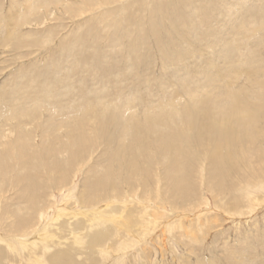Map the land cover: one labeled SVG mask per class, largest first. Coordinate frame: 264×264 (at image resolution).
Here are the masks:
<instances>
[{
	"label": "rangeland",
	"instance_id": "rangeland-1",
	"mask_svg": "<svg viewBox=\"0 0 264 264\" xmlns=\"http://www.w3.org/2000/svg\"><path fill=\"white\" fill-rule=\"evenodd\" d=\"M236 48L243 58L222 56ZM231 87L243 105L264 91V0H0V154L13 151L0 168V264H264V156L248 163L243 154H258L236 145L232 177L222 179L212 146H191L181 188L167 147H153L151 164L106 189L98 182L115 149L99 136L73 162L66 149L114 107L165 119L187 98ZM127 100L131 111L120 109ZM156 126L153 139L164 134Z\"/></svg>",
	"mask_w": 264,
	"mask_h": 264
},
{
	"label": "bare ground",
	"instance_id": "bare-ground-1",
	"mask_svg": "<svg viewBox=\"0 0 264 264\" xmlns=\"http://www.w3.org/2000/svg\"><path fill=\"white\" fill-rule=\"evenodd\" d=\"M90 1H92V0H90ZM182 2H184V0H182ZM175 5H176V3H175ZM166 7L167 6H165V8ZM243 17L245 18V16H243ZM255 17H257V15H253V16L251 15L249 18L252 19ZM175 19H177V18H175ZM258 20L259 19H257V21ZM253 21L255 22V20H253ZM173 22H174L173 27H174V25L176 26V24H179V22H177L176 20ZM183 24L184 23H182V25ZM149 26H150L149 30H152V28L155 27L156 24L154 22H152V24ZM173 31H174V29H173ZM243 32H245V31H242L240 33L242 34ZM167 35L168 34H166V36ZM184 35H187V32ZM130 37H131V35H130ZM151 40H155V39L151 38ZM183 41L189 42V37L184 36V38L182 39V42ZM145 42H151V41L145 39ZM231 42L229 41V43H231ZM151 43L153 44L154 41H152ZM172 43L178 44L177 41H172ZM179 43H181V42H179ZM168 44L172 45L170 43H168ZM168 44L166 43V45H168ZM164 45L165 44H163V46ZM231 47H234V46H231ZM223 49L226 50L225 47H223ZM179 50L181 52V49H179ZM236 50H237V48L232 49L230 52L226 51L225 53L222 54V56H224L225 58H227L229 60L237 58L238 55L240 54V51L238 52ZM127 52H128V54H130L132 56L131 50H129L128 48H127ZM246 56L247 55H245V57ZM242 58H243V56H242ZM216 61H218V60H216ZM87 62H88V60H87ZM225 63H227V62H225ZM225 67H226V65L223 67L224 69L222 68L223 71L228 70V69H225ZM227 67H229V66H227ZM236 67H238V66H236ZM239 70H241V68H239ZM213 71H214V69H213ZM229 72H230V70H229ZM236 72H239V71H236ZM213 74H211V75L213 76ZM215 75H217V74H215ZM218 78H219V76H218ZM213 79H215V77ZM232 79L233 78H231V80ZM191 80L193 81V79H191ZM213 81H211V82H213ZM234 84H235V82L233 83V85ZM203 85L204 84H202V86ZM188 86H190V84H188ZM200 88H201L200 90L203 89L202 87H200ZM219 88H220V86H219ZM222 88H223V86H222ZM243 88H245V87H243ZM247 88L249 89V85L246 86L245 89H242V91L247 90ZM250 88H251V86H250ZM209 89H211V87ZM232 89L234 90L235 88L231 87V88L227 89L226 95L224 94V96L213 97L209 94H205V95L202 94L199 98L196 96H194V99H192L191 97L187 98L189 100L186 103V105H178V103L176 102V104L179 106V108L175 111H170V108L173 107V105L171 106V103H170V107H168V108L167 107L165 108V106L164 107L162 106V107H160L161 108L160 110H162V111H160L161 113H163L165 111V109H167V112L170 111V113L167 114L168 117H166V115H165V119L163 116L164 114L163 115L162 114H156L155 118H152V117L149 119L146 118L147 121L141 122L140 120H138L137 116H131L133 114V112L129 115L122 114L124 111L121 112L119 109L117 110V108H115V107H114L115 110L110 109L108 116L106 113H102V116L99 115L100 117L99 116L97 117V115H98L97 114L96 117L98 118L97 121L99 123V125H98L99 127L92 131L93 132L92 136L85 134L86 132H83V130H82L81 132H77L79 134H77L75 132V134L77 136L70 139L71 142H69V144L71 145V147L66 148V149H68V151L70 153L69 162H73V161L78 159L77 156L83 152L84 146L86 144L90 143V142H88L89 139L93 140V138H95V136L96 137L99 136L106 143L105 147L107 149L108 148H112L113 150L115 149V154H113V155L111 154L110 159H109V161L111 160L110 163L112 166L110 165L108 171L104 175V178L99 180V182H98V186L100 185V186H102V188L104 187L106 189H110V188H113L115 186L114 185V183H116L115 180L123 172V170L129 169V168L134 167V166H141V164L143 163L142 161H145L144 163L151 164L152 162L149 161V160H151L149 158L150 149L153 147L156 148V147H162L165 145L167 147L165 149V151L167 153L166 161L169 164V170H170L169 173L171 171H173V173L177 177L175 187L178 186V187L182 188L183 186H185L187 184L188 179L190 177L187 174V173H189L187 166H189L191 164L189 161L186 160V156L189 155L188 152H190V147L193 146V147L200 148L204 144H209L212 146L211 148H213L212 152L210 151L211 155H210V159H209V160H211V162H212L211 164L213 165V168L215 169L213 176H215L216 178L220 177L222 179L227 178V177H232L231 174L236 167V164H235L234 158H233V152H234L233 150H234V147L236 145H239L240 147H242V149H247V151L250 152L251 154L255 153V152L258 154V155H255L254 157L249 158V159H248V157H246L245 154H243L242 158L246 159V162H248V163L250 161H254L255 159H257L259 162L263 163L262 160H263V156H264V154H262V152H261L263 149V146H261V143H259L260 142L259 140H261L262 143L264 142V128H263L264 91L262 93H260V95L258 96L259 98L254 95V97H256V99L258 98L256 104H251L249 102L247 105H243L244 104L243 99L245 98L242 95L243 92L238 93V92L233 91ZM182 90L185 93L188 92L187 94H189V96L194 91V90L191 91L185 87V89L180 88L179 92L181 93ZM208 91H210V90H208ZM215 91L218 92L217 90H215ZM221 91H224V90H221ZM221 91H219V92H221ZM229 91H231V92H229ZM248 93H249V91H248ZM120 109L131 111L133 109V101L127 100V102H124V106ZM99 114H101V113H99ZM160 118H162L161 119L162 121L160 124H158V121H160V120H157V119H160ZM93 120H94V118H93ZM94 121H96V120H94ZM78 125H79V123H78ZM111 125H113L115 128V129L111 128L113 131H110L111 129H109L110 128L109 126H111ZM155 125H161L159 127V129L162 130L164 132V134H159L156 136V139H153V137L150 134L155 135L156 128H157V126L154 128ZM81 129L82 128L80 126H78L77 130L74 129V131H80ZM123 135H124V137H123ZM121 138H122V141H121V143H119L120 142L119 140ZM8 145H10V144H8ZM87 146H89V145H87ZM236 147H238V146H236ZM242 149L238 150V152L244 153V151ZM19 151L20 152H18V155H20V156L16 162L19 161L20 164L25 163L23 166L27 165V170H29L30 166L27 163L26 154H24V156H22L21 155L22 150L19 149ZM12 152L9 151V149H8V151L6 150L0 154V157H1L0 168L4 167L5 169H9L8 167H10L9 165H11L12 162L10 163V161L9 160L7 161L6 158H7V156L11 155ZM111 152H112V150H111ZM45 155L47 156L48 153H46ZM160 155H161V150H160ZM117 158H119L120 160L116 161L115 159H117ZM252 158H254V159H252ZM4 160H6L7 162ZM16 162H13V163H16ZM115 162L119 164L118 167H114L113 164H115ZM59 165L65 167V168L69 167V164L66 161L63 164H59ZM149 167H145V168L142 167V168H140L141 170L140 169L138 170V172L148 173ZM53 169H55V166L53 167ZM2 170L6 171L4 169H2ZM130 170H133V169H130ZM130 170H128V171H130ZM47 173H49V171ZM169 173H168L167 177L169 178V181H170ZM39 174H40V172L37 171L36 174H33L32 176L30 174L26 175V178L33 180L34 178L39 176ZM112 178H114V179H112ZM33 203H32L31 209H34Z\"/></svg>",
	"mask_w": 264,
	"mask_h": 264
}]
</instances>
